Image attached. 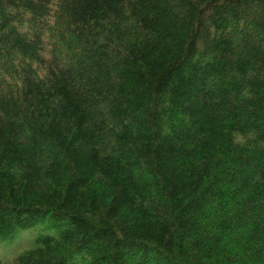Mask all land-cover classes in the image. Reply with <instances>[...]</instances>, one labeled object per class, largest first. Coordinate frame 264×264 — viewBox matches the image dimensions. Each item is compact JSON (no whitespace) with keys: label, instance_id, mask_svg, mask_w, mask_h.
I'll list each match as a JSON object with an SVG mask.
<instances>
[{"label":"trees","instance_id":"16d2710c","mask_svg":"<svg viewBox=\"0 0 264 264\" xmlns=\"http://www.w3.org/2000/svg\"><path fill=\"white\" fill-rule=\"evenodd\" d=\"M0 264H264V0H0Z\"/></svg>","mask_w":264,"mask_h":264}]
</instances>
